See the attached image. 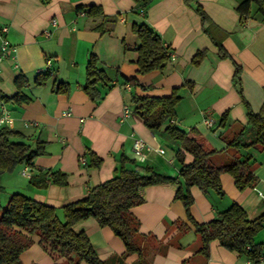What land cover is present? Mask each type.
<instances>
[{
  "label": "crops",
  "instance_id": "crops-1",
  "mask_svg": "<svg viewBox=\"0 0 264 264\" xmlns=\"http://www.w3.org/2000/svg\"><path fill=\"white\" fill-rule=\"evenodd\" d=\"M242 1L156 0L140 13L134 0H0V27L8 28L7 38L14 47L13 58L1 64L0 96L11 99L20 92L24 101L7 103L13 118L10 129L21 135L18 141L32 148L38 142L44 146L29 166V176L22 173L25 165L1 176L3 191L8 190L5 202L11 194L21 193L60 208L109 180L124 157L177 179V183L143 188V202L131 209L139 222L140 236L152 238L143 264H249L218 241L210 243L207 257L198 253L199 235L182 203L174 198L178 186H183L176 159L181 146L163 131L148 129L131 101L133 95L163 97L178 89L181 99L172 124L184 132L191 128L200 131L207 146L216 150L211 158L214 165L239 157L227 143L246 126V104L258 113L264 103V23L248 19L239 24L235 8ZM196 5L209 18L204 27ZM91 7L95 8L93 13L89 12ZM140 23L153 29L174 56L162 71L137 73L139 40L132 26ZM217 44L230 58L219 57ZM199 51L205 56L195 66L192 59ZM91 55L113 84L98 104L83 91L85 65ZM46 60L51 62L48 69ZM232 60L241 68L239 82L234 79ZM48 72L44 83L36 84ZM123 78H134L139 86H123ZM58 84L67 92L54 91ZM126 107L129 112L125 115ZM222 117H226L224 126L219 124ZM206 118L214 122L211 128L205 127ZM247 134L248 138L250 132ZM135 139L148 147L143 163L133 153ZM158 147L165 150L163 155L154 151ZM90 151L102 159L97 168L82 164V160L89 161ZM248 152L256 160L255 185L239 191L233 178L224 173L219 177L222 197L191 187L194 222L208 223L233 203L241 206L250 220L264 215V154L260 148ZM191 160L186 154L184 162ZM47 170L65 174L66 185L38 188L30 183L31 176ZM176 223L183 227L179 229ZM74 229L86 234L100 260L140 264L137 255L125 256L121 239L95 219L83 220ZM30 238L32 243L20 255L21 262L54 264L42 251L38 236ZM254 241L264 251V228ZM57 263L72 264L64 258Z\"/></svg>",
  "mask_w": 264,
  "mask_h": 264
},
{
  "label": "trees",
  "instance_id": "trees-1",
  "mask_svg": "<svg viewBox=\"0 0 264 264\" xmlns=\"http://www.w3.org/2000/svg\"><path fill=\"white\" fill-rule=\"evenodd\" d=\"M134 1L137 4L136 9L144 11L156 0ZM94 9L91 7L89 12L93 13ZM97 10L99 14L100 9ZM195 11L204 27L209 22L208 16L200 5H196ZM235 11L239 16V24L248 19H259L264 23V0H243ZM132 31L139 40L136 48L137 73L144 75L156 70L162 71L170 61V49L164 47L159 35L143 23L134 24ZM217 46L220 58H230L220 44ZM204 56V51L197 52L192 64L198 65ZM232 62L234 79L239 82L241 68L233 60ZM48 75L49 72L42 75L36 84H43ZM123 79V86H139L134 78ZM111 82L97 58L91 55L85 65L84 93L92 102L98 104L113 87ZM16 83L20 87V77L16 78ZM54 91L67 92V88L63 84H58ZM24 99L20 92L11 99L0 96V100L6 104L21 103ZM180 99L178 89H173L168 96L133 95L131 101L134 112L142 118L148 129L163 131L181 146L176 159L180 164L179 178L182 179L183 186H178L174 198L182 203L188 220L193 223L199 235L198 253L207 257L210 243L218 241L220 246L237 253L249 264H264L262 245L254 241L257 233L264 228V215L250 220L246 211L235 203L217 213L208 223L197 224L190 215L193 203L191 187H197L205 194L212 191L222 197L219 177L224 173L233 178L239 191L255 185L257 177L253 173V166L256 160L248 151L260 148L264 154V103L258 113L252 112L246 104V126L235 139L227 143V147L235 149L240 155L228 163L217 166L211 161L216 150L207 146L200 131L191 128L184 132L172 124ZM225 119L226 117H222L219 124L224 126ZM248 132L250 135L247 138L245 133ZM20 137L21 135L9 128L0 129V196L3 192L1 176L13 173L22 165L32 166L33 159L43 153V143L38 142L32 148L25 142L18 141ZM186 154L192 157L189 163L184 162ZM88 156L89 161L84 162L87 167L97 168L102 164V159L93 152H88ZM30 183L38 188H46L50 184L65 186L67 181L65 174L47 170L37 176H31ZM172 183H177V179L122 157L109 180L89 189L82 199L60 208L39 203L21 193H13L4 207H1L0 203V264H23L20 255L31 245V235L38 236L42 251L54 261V264H59L57 261L63 258L72 264L80 262L110 264L100 260L84 232H77L74 229L77 223L88 218L95 219L100 227H108L123 242L125 256L135 254L140 264H143L152 238L140 236L139 222L132 215L131 209L143 202L141 195L143 188ZM176 225L179 229L183 227L181 223Z\"/></svg>",
  "mask_w": 264,
  "mask_h": 264
},
{
  "label": "built area",
  "instance_id": "built-area-1",
  "mask_svg": "<svg viewBox=\"0 0 264 264\" xmlns=\"http://www.w3.org/2000/svg\"><path fill=\"white\" fill-rule=\"evenodd\" d=\"M140 13H143V10L140 11ZM84 15V13H82ZM53 24H55L53 22ZM8 28L3 26L0 27V71H1V64L4 60L13 58L14 54V47L10 44L8 38H7ZM170 58L173 59L174 56L172 53L169 54ZM51 66L50 60H46L45 68L48 69ZM127 88L129 86L127 85ZM129 112V109L126 107L124 109V114L126 115ZM204 125L206 128H211L213 126V121L211 119H204ZM13 124V118L11 117L10 111L7 108V104L0 100V129L2 128H11ZM148 147L145 146L144 142L141 139H135L133 142V153L137 157L138 162L143 163L146 161V154L144 150H146ZM148 150V149H147ZM155 152L159 153L160 155H163L165 153V150L163 148H155ZM84 160H82V164H84ZM22 173L25 176H29L30 169L29 167L25 166ZM247 250H249V247H247Z\"/></svg>",
  "mask_w": 264,
  "mask_h": 264
},
{
  "label": "rangeland",
  "instance_id": "rangeland-1",
  "mask_svg": "<svg viewBox=\"0 0 264 264\" xmlns=\"http://www.w3.org/2000/svg\"><path fill=\"white\" fill-rule=\"evenodd\" d=\"M248 135V134H247ZM19 168V167H18ZM17 168V169H18ZM16 169V170H17ZM15 170V171H16ZM8 195V190L7 189H5L3 192H2V194H1V196H0V198H1V207H4L5 206V204H6V202H5V197Z\"/></svg>",
  "mask_w": 264,
  "mask_h": 264
}]
</instances>
